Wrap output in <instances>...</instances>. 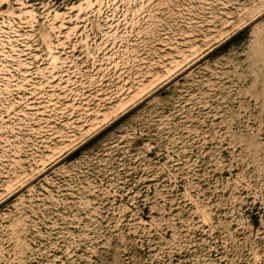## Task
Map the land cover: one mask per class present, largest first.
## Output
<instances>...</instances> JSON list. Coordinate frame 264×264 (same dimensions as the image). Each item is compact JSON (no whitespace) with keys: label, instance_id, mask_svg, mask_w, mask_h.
I'll list each match as a JSON object with an SVG mask.
<instances>
[{"label":"rangeland","instance_id":"obj_1","mask_svg":"<svg viewBox=\"0 0 264 264\" xmlns=\"http://www.w3.org/2000/svg\"><path fill=\"white\" fill-rule=\"evenodd\" d=\"M261 17L0 0V264H264Z\"/></svg>","mask_w":264,"mask_h":264},{"label":"snow or ice","instance_id":"obj_2","mask_svg":"<svg viewBox=\"0 0 264 264\" xmlns=\"http://www.w3.org/2000/svg\"><path fill=\"white\" fill-rule=\"evenodd\" d=\"M262 2H264V0H262ZM261 21H264V17H261ZM261 21H258L261 22ZM255 26V25H253ZM248 31L250 32L251 29H248ZM244 34H241V36H243ZM237 42V37L233 36V37H228L227 34H225V38H224V43L225 45H230L231 43H236ZM63 249V245L61 246ZM47 251V250H46ZM133 255H135L137 258H139V252H133ZM90 259H93L92 257H89ZM54 259L56 261H61L62 259H65L63 257V253L62 252H58L54 254ZM43 264H46V261L43 262ZM66 264H71L70 260H66ZM93 264H116V261L112 258V256L105 250L100 252L98 255L95 256V258L93 259Z\"/></svg>","mask_w":264,"mask_h":264}]
</instances>
